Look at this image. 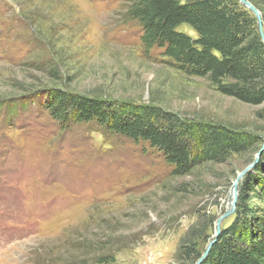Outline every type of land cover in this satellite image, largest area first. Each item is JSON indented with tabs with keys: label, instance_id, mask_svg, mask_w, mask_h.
I'll list each match as a JSON object with an SVG mask.
<instances>
[{
	"label": "rangeland",
	"instance_id": "obj_1",
	"mask_svg": "<svg viewBox=\"0 0 264 264\" xmlns=\"http://www.w3.org/2000/svg\"><path fill=\"white\" fill-rule=\"evenodd\" d=\"M130 1L0 0V264H194L178 258L182 240L206 231L202 254L217 237L232 184L264 141V103L224 95L161 49L145 50L140 25L125 15ZM52 89L151 105L260 141L175 174L147 141L57 121L39 104ZM260 190L249 205L264 206Z\"/></svg>",
	"mask_w": 264,
	"mask_h": 264
},
{
	"label": "trees",
	"instance_id": "obj_2",
	"mask_svg": "<svg viewBox=\"0 0 264 264\" xmlns=\"http://www.w3.org/2000/svg\"><path fill=\"white\" fill-rule=\"evenodd\" d=\"M249 1L260 10L264 28V0ZM125 15L140 25L145 50L161 49L174 67L206 78L224 95L264 103V43L255 15L239 0H131ZM181 24L196 36L178 29ZM39 104L63 124L94 122L107 132L147 141L175 166V174L201 162H223L260 141L221 124L186 122L155 106L114 103L60 89L46 93ZM261 159L243 182L233 221L220 230L200 264H264V206L248 203L255 185L264 202V155ZM206 236L203 231L195 241L183 239L178 258L197 260Z\"/></svg>",
	"mask_w": 264,
	"mask_h": 264
},
{
	"label": "water",
	"instance_id": "obj_3",
	"mask_svg": "<svg viewBox=\"0 0 264 264\" xmlns=\"http://www.w3.org/2000/svg\"><path fill=\"white\" fill-rule=\"evenodd\" d=\"M240 3L242 5H244L245 7H247L250 11H252V13L255 15L256 17V21H257V27H258V31L260 33L261 39L264 43V31H263V25H262V18H261V14L259 12V10L248 0H239ZM262 149H264V141L260 147V149L258 150V152L256 153L255 158L253 159V161L246 167L244 168L242 171H240L235 179V181L232 184L231 187V191H232V195L230 196V200H229V204L226 208V210L224 211V213L219 216L216 219L215 222V237L219 234L220 230H221V222L222 219H224V217L228 216L229 214L233 213L235 210V204L236 201L238 199V183L240 181V179H242V177H244L245 173L253 166L255 165V163L258 161V157L260 152L262 151ZM213 241L209 242V244L206 246L205 251L201 254V256L195 261L194 264H200L203 260V258L207 255L211 244Z\"/></svg>",
	"mask_w": 264,
	"mask_h": 264
},
{
	"label": "bare ground",
	"instance_id": "obj_4",
	"mask_svg": "<svg viewBox=\"0 0 264 264\" xmlns=\"http://www.w3.org/2000/svg\"><path fill=\"white\" fill-rule=\"evenodd\" d=\"M231 195H232V191H231ZM228 204H229V201H228Z\"/></svg>",
	"mask_w": 264,
	"mask_h": 264
}]
</instances>
